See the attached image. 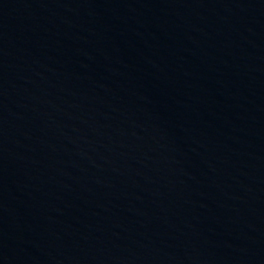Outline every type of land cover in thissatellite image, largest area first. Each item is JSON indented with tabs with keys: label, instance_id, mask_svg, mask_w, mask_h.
I'll return each mask as SVG.
<instances>
[{
	"label": "water",
	"instance_id": "water-1",
	"mask_svg": "<svg viewBox=\"0 0 264 264\" xmlns=\"http://www.w3.org/2000/svg\"><path fill=\"white\" fill-rule=\"evenodd\" d=\"M0 264H264V0H0Z\"/></svg>",
	"mask_w": 264,
	"mask_h": 264
}]
</instances>
